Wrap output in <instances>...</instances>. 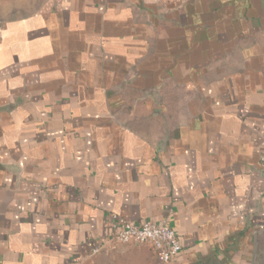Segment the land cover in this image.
I'll list each match as a JSON object with an SVG mask.
<instances>
[{
	"label": "crops",
	"instance_id": "1",
	"mask_svg": "<svg viewBox=\"0 0 264 264\" xmlns=\"http://www.w3.org/2000/svg\"><path fill=\"white\" fill-rule=\"evenodd\" d=\"M0 3V264H83L112 216L264 264V0Z\"/></svg>",
	"mask_w": 264,
	"mask_h": 264
},
{
	"label": "built area",
	"instance_id": "2",
	"mask_svg": "<svg viewBox=\"0 0 264 264\" xmlns=\"http://www.w3.org/2000/svg\"><path fill=\"white\" fill-rule=\"evenodd\" d=\"M260 169L264 177V145L259 157ZM112 235L108 241L93 251L98 253L109 244H136L149 247L159 264H170L181 251V244L176 233L163 222L132 221L112 216L110 221Z\"/></svg>",
	"mask_w": 264,
	"mask_h": 264
},
{
	"label": "rangeland",
	"instance_id": "3",
	"mask_svg": "<svg viewBox=\"0 0 264 264\" xmlns=\"http://www.w3.org/2000/svg\"><path fill=\"white\" fill-rule=\"evenodd\" d=\"M6 4L0 3V10ZM83 264H159L153 251L136 244H109Z\"/></svg>",
	"mask_w": 264,
	"mask_h": 264
}]
</instances>
